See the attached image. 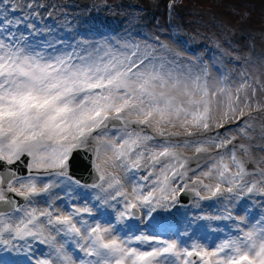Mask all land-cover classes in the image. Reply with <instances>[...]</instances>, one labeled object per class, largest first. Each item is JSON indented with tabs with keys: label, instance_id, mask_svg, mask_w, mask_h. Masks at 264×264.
I'll list each match as a JSON object with an SVG mask.
<instances>
[{
	"label": "snow or ice",
	"instance_id": "6c2138e0",
	"mask_svg": "<svg viewBox=\"0 0 264 264\" xmlns=\"http://www.w3.org/2000/svg\"><path fill=\"white\" fill-rule=\"evenodd\" d=\"M33 15L17 0H0V165L29 157L30 170L80 186L68 174L69 161L80 150L93 153L98 182L91 187L99 190L97 200L117 211L116 224L139 218L141 209L151 217L157 208H167L188 189V173L196 171L191 160L203 155L211 163L192 183L207 194L190 189L200 199L234 189L264 196V156L257 158L246 143H234L253 138V112L264 116V80L246 71L236 80L227 73L214 79L207 66L157 56L148 43L105 39L58 48L62 42L50 39L41 44L20 30L21 25L35 30L27 22ZM232 124L237 134L226 127ZM57 186L55 180L38 183L31 174L21 178L11 169L0 173L4 250L30 252V240L46 244L48 254L34 264H264V216L246 230L238 224L240 234L212 250L136 236V243L149 245L145 250L116 234V224L84 219L93 215L92 207L57 208L59 196L52 192ZM36 197H44L46 206H38ZM202 219L247 223L230 211Z\"/></svg>",
	"mask_w": 264,
	"mask_h": 264
},
{
	"label": "rangeland",
	"instance_id": "374dc122",
	"mask_svg": "<svg viewBox=\"0 0 264 264\" xmlns=\"http://www.w3.org/2000/svg\"><path fill=\"white\" fill-rule=\"evenodd\" d=\"M19 1L21 0H17V2ZM39 1V4L44 2L48 3V5L44 8L45 10L34 11L36 15H33V20L37 19L41 24L46 21V17L48 15H55V13L59 16V19L57 20L58 23L72 22L74 18L80 14L78 10L72 11L69 8V0ZM78 1L82 5L86 6V11L92 10L96 15H104L107 17L116 16L120 19L122 24L120 25L119 33H124L125 37L124 39L115 38V40L131 41L134 43H140L142 46L144 43H148L156 49L157 56L167 57L168 59H173L175 57L179 63L197 68L200 66H207L212 78L214 79L227 73L232 79L236 80L238 79L240 73L246 71L252 76L259 77L261 80H264V0H148L151 3L154 20L150 22L143 21L142 19L140 25H138L140 18L137 19V16L140 14L141 10L133 9L131 3H140L141 0ZM28 4H30L29 0ZM170 4H172L171 8L169 7ZM73 13H76L77 15L74 16ZM135 19L136 21L133 23ZM27 22L30 23L29 21ZM176 25H178L181 32L190 36V40L193 36H195L197 41H207L211 50L201 49L195 53H190L188 46L177 41L178 39L174 35ZM39 30L49 31L48 25H42ZM137 33L141 35L136 37L135 35ZM105 39L109 40V36H98V38L96 36L95 39L87 37L79 38L80 41H87L90 44L103 41ZM162 44L166 45L167 48H162L160 46ZM252 117V123L254 124L255 129L254 131H251L253 138L251 140L238 138V140L234 143L237 145L239 143H246L250 145L254 155L259 158L264 156V151H261L260 149V146L264 145V137L261 136V126L264 125V116L253 112ZM244 119L247 120L248 117H245ZM226 127L231 130L232 134H237L238 129L236 124ZM219 131L223 135L225 130L220 129ZM233 146L234 145H229V148H232ZM216 154V151H213L211 156H215ZM187 155H192V153L188 152ZM197 160L190 162L189 167L191 169H195L196 171L195 173L189 171V179L186 182L188 183V187H196L197 190L201 192V195H205L207 193L203 187L201 185H194L192 180L195 179V175H198L200 171L207 170L208 165L211 163V159L209 155H203ZM30 163L31 160H29V165ZM197 165H199V167H197ZM31 176L35 177L38 183H44L45 181L41 178L38 179L37 176H42L44 178L52 177V175L43 171L36 172L34 170H31ZM201 179L204 180V183L216 182L215 179L210 180L204 177H201ZM57 184L58 186L52 190L53 194L59 196V199H56L55 201V206L64 211V205H66V203L62 199H66L68 201L67 204H70L73 194L69 190H65L64 193L61 192L58 188H60L62 184H60L59 181ZM228 186L229 185L227 184L224 185L225 188ZM128 187L130 188V185H128ZM183 192L184 191H181L179 193L175 201H170L167 208H157L155 212L151 213V215H158L171 222H182L184 225L186 215H183V206H186L189 209H191L192 206L193 210L190 213L194 215H192L190 220L194 222V225L197 230H199V233L201 235H205L203 239L207 241V245L202 244L204 247L210 246L213 243L218 245L223 240L237 236L240 234L237 228L238 224L241 228H245L246 230L248 226L253 224V222H250V218H253L255 223L262 216H264V196L257 193H246L241 189H234L233 193L224 191L221 196H218V198H224L226 200V202L222 201L221 203L216 201L214 197L209 200H202L195 194L192 198L193 200L188 205H182L179 198H181ZM248 194H252L253 197H249L247 199L246 195ZM243 196L247 202L251 198L254 199L257 204V208L260 209L256 219L249 214L251 208H246V211L245 209L240 210L242 212H234L232 210L240 205V199ZM230 198L234 200L231 204L228 201ZM35 199L40 202L38 206H46L43 204L44 197H36ZM254 201L251 202L254 204ZM97 202L100 201L97 200ZM25 203L26 202L24 201L21 205H24ZM112 203L115 202L113 201ZM250 206H252L251 203L248 204V207ZM120 207L122 206L119 204L116 205L117 209ZM107 208L111 211L109 214L113 216V222H116L117 211L108 206ZM99 209H101L100 206ZM147 211L148 210L146 208L141 210L146 218L149 217L147 215ZM229 211L234 217H238L237 215H239V213H245L243 217H245L247 221L246 224H241L239 220H235L237 224L234 225L233 232H231V234L223 232L221 219H202V217L205 216H224L227 215V212ZM197 212L199 213L197 214ZM225 212L226 214H224ZM84 219H86L85 216ZM87 220L90 222L89 216ZM191 221H189V223ZM113 222L111 224H114ZM101 224L104 225L103 223ZM232 233L236 234L232 235ZM116 234L123 239L131 238L135 241L133 236L121 235L119 231H117ZM188 235L189 231H186V229L179 233V236L181 237H188ZM177 236L165 240L177 239ZM219 236H221V238L216 242V237ZM58 238L60 239V237ZM30 243H34V245L37 244L38 246H36V248L32 246L30 252L26 249L28 251V256L31 257L30 259L32 260L29 262H35L36 257L41 254V252H39L40 249L43 251L42 255L48 254V247L46 244H40L38 241H31ZM193 243V241L189 242V245L191 246ZM214 246L209 248V250H212ZM148 247L149 246L145 245L142 248L146 250ZM24 249L25 248L20 249L23 257ZM4 253H7L8 255L10 254L9 251Z\"/></svg>",
	"mask_w": 264,
	"mask_h": 264
},
{
	"label": "bare ground",
	"instance_id": "6f19581e",
	"mask_svg": "<svg viewBox=\"0 0 264 264\" xmlns=\"http://www.w3.org/2000/svg\"><path fill=\"white\" fill-rule=\"evenodd\" d=\"M72 3H74V5L76 6V2L75 1H72ZM82 9H84V8H82ZM97 17H99V16H97ZM97 17H95V16H91V18H90V21H91V19H95V18H97ZM142 19H144V17H141L140 16V20H139V23L141 24V22H142ZM51 21H53V22H55L54 21V19H52ZM98 21H100L101 23H105L104 25L105 26H107L106 27V29H110V31L109 32H111V31H113L112 32V37L113 38H120V37H122L121 39H124V37H125V35H124V33H119V31H117V30H114V25L113 24H116L115 23V20H114V18H104V16H101L99 19H98ZM100 22H98L97 23V26H99V24H100ZM118 22V21H117ZM33 23V22H32ZM49 22L48 21H46L45 23H44V26H46L47 24H48ZM81 25L82 26H80L79 28H81V29H83V30H85V31H87L88 32V34H90L91 36H93V37H96V36H98V34H103V35H105V34H107V31H105L106 33H102L103 31H101V30H99L98 28H89V26L90 25H88L87 24V21H86V19L85 18H83L82 20H81ZM24 29H25V27H22V26H20V30L22 31V32H24ZM68 29V28H67ZM69 32H65L64 33V35H62L61 37H62V40L63 41H66V38H65V35H67V38L68 39H72L71 38V36L68 34ZM71 33V32H70ZM94 33V34H93ZM52 34H54L55 35V33L52 31ZM52 34H50V36L51 37H54ZM71 34H73V33H71ZM89 36V35H88ZM136 37H139L140 36V34L139 33H137L136 35H135ZM55 38V37H54ZM61 38H59V41H62V40H60ZM65 44H67V42H65V43H63V45L61 46V47H63ZM222 134V133H221ZM259 134V133H258ZM263 141H264V139H263ZM188 156H192V155H188ZM195 160H197V159H192L191 161H195ZM198 161V160H197ZM145 173L144 172H141L140 173V175H144ZM37 178L39 179V178H41L42 180H44L45 182H49V181H53V180H55V181H60V180H62V179H56V177L55 176H53V178H50L49 180H46V179H43L42 177H40V176H37ZM81 183V182H80ZM81 184H83V183H81ZM64 186V188H67L70 192H74L73 193V196H78V194L79 193H81V192H77V191H74V189L72 190L68 185L69 184H63ZM89 187V185H87V184H83V188L84 187ZM89 188H92V187H89ZM191 187H188V189H186L188 192H192L191 190ZM147 189H145V191H146ZM92 193L94 194V195H98L99 194V190L98 189H94L93 191H92ZM82 194V193H81ZM85 198H83L82 197V199H81V202H83L84 203V205H87V206H89V207H92L93 209H95V207H94V205H95V203L94 202H92V201H90V199L91 198H89V197H87V196H84ZM249 197H253L252 196V194H248V195H246V198L248 199ZM197 198H199V197H197ZM217 201L219 202V203H221L222 201H225L226 202V200L224 199V198H222V199H220V198H217ZM228 201L230 202V204L231 203H233L234 202V200L233 199H228ZM251 201H254V199H250L248 202L246 201V199H245V197L243 196L241 199H240V205L237 207V208H233L232 210L234 211V212H242V211H240V210H243V209H246L247 207H248V204L249 203H251V205L254 207V210H256L257 212L259 211L258 210V208H257V204H256V202L254 201V204L251 202ZM70 206H75V207H82V205L79 203V204H77L76 202H74V201H72L71 203H70ZM104 209V208H103ZM106 209V208H105ZM70 209H68L67 207H66V209L64 210L65 212H67V211H69ZM192 207H191V209H189V208H186V207H184L183 208V215H186V220L187 221H185L184 222V228H187V230H189L190 229V223H189V221H190V219L192 218L191 216H190V212H192ZM98 211V210H97ZM96 211V212H97ZM239 214H243V213H239ZM173 215H174V213H173ZM191 215H194V214H191ZM257 217H258V215H257ZM256 217V218H257ZM104 220H105V218H103ZM188 222V223H187ZM125 223V221L123 222V224ZM134 233H137V234H139L138 232H134ZM122 238V237H121ZM59 239V238H58ZM123 239V238H122ZM182 241H185V240H182ZM195 243H198V244H203V242L201 241V240H196V242ZM139 245V246H138ZM192 245V244H191ZM34 248H36V245H32ZM131 246H133V247H140V248H142L141 246H143V245H141V244H132ZM48 247V246H47ZM187 247H189L190 248V246L189 245H187ZM206 248H211V246H207ZM4 251H6V250H4V248H3V246H0V262L3 260V259H5L6 258V256H5V254H4ZM12 253H15L14 251H11ZM11 252H10V256L8 255V260L9 259H12V260H14V263H16V264H23V261H22V258H18L15 254L14 255H12L11 254ZM39 252H41V255L40 256H42V249H40L39 250ZM18 255H21L22 257H23V255L21 254V253H19ZM12 256V257H11ZM40 256H38V257H40ZM11 257V258H10ZM37 257V258H38ZM8 260H5L4 262H7Z\"/></svg>",
	"mask_w": 264,
	"mask_h": 264
},
{
	"label": "water",
	"instance_id": "95a60500",
	"mask_svg": "<svg viewBox=\"0 0 264 264\" xmlns=\"http://www.w3.org/2000/svg\"><path fill=\"white\" fill-rule=\"evenodd\" d=\"M95 157L93 153L80 150L79 152L73 153V157L69 161L70 173L84 182L95 183L98 182L97 173L94 168ZM28 157L15 162L13 165H5V169L0 168V173H3L7 169H11L16 173L17 176L21 177L26 175L28 170ZM193 194L186 193V198H183L188 202L192 198ZM15 199V198H14Z\"/></svg>",
	"mask_w": 264,
	"mask_h": 264
}]
</instances>
